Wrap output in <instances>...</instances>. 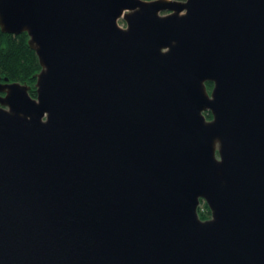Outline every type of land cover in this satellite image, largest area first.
Instances as JSON below:
<instances>
[{
	"label": "water",
	"instance_id": "obj_1",
	"mask_svg": "<svg viewBox=\"0 0 264 264\" xmlns=\"http://www.w3.org/2000/svg\"><path fill=\"white\" fill-rule=\"evenodd\" d=\"M0 31L41 68L0 77V264H264V0H0Z\"/></svg>",
	"mask_w": 264,
	"mask_h": 264
},
{
	"label": "trees",
	"instance_id": "obj_2",
	"mask_svg": "<svg viewBox=\"0 0 264 264\" xmlns=\"http://www.w3.org/2000/svg\"><path fill=\"white\" fill-rule=\"evenodd\" d=\"M27 41L28 37L25 33L15 36L3 34L0 31V77L7 78L10 83L26 85L29 87V95L35 98L36 77L34 76L40 72L41 68L35 52L29 48ZM211 86V83L206 84L207 88ZM205 207L208 210L206 205ZM208 214H210L209 211ZM199 217L203 220L207 218L201 211H199Z\"/></svg>",
	"mask_w": 264,
	"mask_h": 264
},
{
	"label": "rangeland",
	"instance_id": "obj_3",
	"mask_svg": "<svg viewBox=\"0 0 264 264\" xmlns=\"http://www.w3.org/2000/svg\"><path fill=\"white\" fill-rule=\"evenodd\" d=\"M119 25H120L121 27H124V22H123L122 20H120V21H119ZM211 87H212V86H211ZM211 87H210V88H209V87H208V88L206 87V90H207L208 94L211 92ZM204 115H205V117L209 120L208 113L205 112ZM205 205H206V204H205L204 201H200V205H199V207H198V215H199V211H201L203 215L207 216L206 219H209V217H210V214H208L209 209L207 210L206 207H205ZM206 206H207V205H206ZM207 208H208V207H207ZM199 218H200V217H199ZM200 219H201V218H200ZM206 219H204V220H206ZM201 220H203V219H201Z\"/></svg>",
	"mask_w": 264,
	"mask_h": 264
},
{
	"label": "flooded vegetation",
	"instance_id": "obj_4",
	"mask_svg": "<svg viewBox=\"0 0 264 264\" xmlns=\"http://www.w3.org/2000/svg\"><path fill=\"white\" fill-rule=\"evenodd\" d=\"M211 88H212V87H211ZM209 94H210V93H209ZM207 113H208L209 120H208L207 118H206V119H207L208 121H210V120L212 119L211 113H210V112H207Z\"/></svg>",
	"mask_w": 264,
	"mask_h": 264
}]
</instances>
